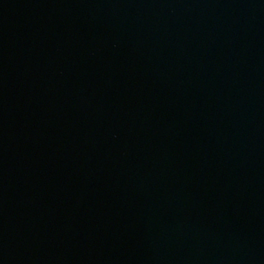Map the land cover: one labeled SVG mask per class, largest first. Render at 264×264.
<instances>
[{"label": "water", "instance_id": "water-1", "mask_svg": "<svg viewBox=\"0 0 264 264\" xmlns=\"http://www.w3.org/2000/svg\"><path fill=\"white\" fill-rule=\"evenodd\" d=\"M0 264H264V0H0Z\"/></svg>", "mask_w": 264, "mask_h": 264}]
</instances>
